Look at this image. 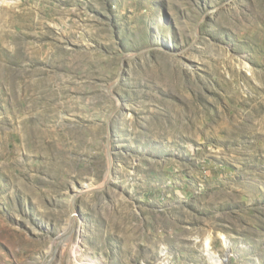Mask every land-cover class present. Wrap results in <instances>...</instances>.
<instances>
[{
	"label": "rangeland",
	"instance_id": "rangeland-1",
	"mask_svg": "<svg viewBox=\"0 0 264 264\" xmlns=\"http://www.w3.org/2000/svg\"><path fill=\"white\" fill-rule=\"evenodd\" d=\"M207 240L264 264V0H0V264Z\"/></svg>",
	"mask_w": 264,
	"mask_h": 264
},
{
	"label": "bare ground",
	"instance_id": "bare-ground-1",
	"mask_svg": "<svg viewBox=\"0 0 264 264\" xmlns=\"http://www.w3.org/2000/svg\"><path fill=\"white\" fill-rule=\"evenodd\" d=\"M224 245H227V243L225 242ZM206 248H207V251H208V254H209L211 260L214 261V263H216V264H221V262L223 261V259L217 253L212 252V247H211L210 240H207V242H206Z\"/></svg>",
	"mask_w": 264,
	"mask_h": 264
}]
</instances>
